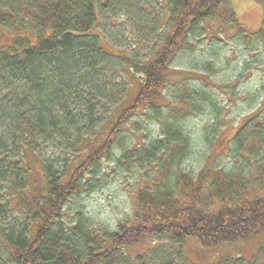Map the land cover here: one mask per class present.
<instances>
[{"label": "trees", "instance_id": "16d2710c", "mask_svg": "<svg viewBox=\"0 0 264 264\" xmlns=\"http://www.w3.org/2000/svg\"><path fill=\"white\" fill-rule=\"evenodd\" d=\"M137 1L114 3L127 17L138 14L137 21L152 20L144 12L147 7L151 11L152 4L143 3L142 10ZM252 1L264 7V0ZM97 3L0 0V28L17 35L0 50V221L6 223L0 228V264H185L179 246L189 239L211 249L264 234L263 118L249 117L236 131L230 149L237 160L235 169L225 172L207 161L194 171L185 166L188 140L173 122L187 117L188 110L197 115L200 106L187 104L186 89L179 91L185 98L181 106H171L164 97L173 82L172 58L182 48L193 49L194 45L187 47L186 37L212 24L222 32L225 15L234 19L227 8L230 0H167L171 29L156 58L135 65L139 78L132 103L119 112L99 146L76 149L85 140L81 132L91 131L102 110L107 113L103 99L109 96L100 92L101 87L91 91L92 80L81 76L89 71L101 77L107 66L108 55L92 31ZM262 24L264 28V20ZM151 26L157 30L153 20ZM120 96L111 94L109 100L119 102ZM199 100L204 103L205 96ZM216 103L211 107L218 114ZM135 117L161 122V137L122 150L121 162L127 167L122 166L136 170L140 182L133 216L109 231L107 224L86 219L81 206L70 203L103 185L105 177L97 170L110 153L113 157L115 144L122 147L120 134ZM218 129L212 127L215 133ZM55 143L65 146L66 165H59L58 154L54 157ZM25 153L32 162L36 156L40 180L30 174ZM152 172H160L159 179L149 178ZM179 194L185 195L186 203L177 199ZM10 203L15 206L11 210ZM149 244L153 247L133 251ZM262 245L252 260L222 258L214 264H263Z\"/></svg>", "mask_w": 264, "mask_h": 264}, {"label": "rangeland", "instance_id": "374dc122", "mask_svg": "<svg viewBox=\"0 0 264 264\" xmlns=\"http://www.w3.org/2000/svg\"><path fill=\"white\" fill-rule=\"evenodd\" d=\"M114 1L98 0L97 22L92 28L93 33L98 34L103 52L108 55L106 69L101 70L103 76L100 77L97 74L94 77L86 70L85 75L81 76L84 79L89 77L92 80L94 86L91 91L101 87L100 92H104L109 98L111 94L115 97L119 94L121 99L119 102L110 101L109 98L108 100L103 99L105 101L103 104L107 106V113L102 110V113L94 118L91 131L81 132L85 140L76 149L82 147L87 149L89 145L99 146L113 123L119 118V112L128 108L136 95L139 76L136 73L135 65L138 66L139 63L146 65L149 59L156 58L155 53H159L162 42L171 29L167 13V0L137 1V8H142V10L145 5L143 3L152 4V10L149 11L150 7H147L144 12L154 21L156 31L151 28V19L148 21L143 17L144 19L137 21L138 14L127 17L126 13L117 9V4ZM133 4L135 5V2ZM227 8L234 14V19L232 16L225 15L227 20L221 24L222 32H219L218 28L212 24L205 29L199 26L197 30L186 37L189 39L187 47L194 45L193 51L182 48L172 58L173 61L169 66V71H171L169 78L173 79V82L167 85L164 90L165 101L171 106L172 104L181 106L185 99L184 97L181 99L179 91L182 89H186V93H188L187 104L196 103L200 106V112H197V115H193L188 110L187 117L183 120L180 119L177 123L173 122L182 130L183 137L188 140V157L185 166H190V169L194 171L207 161L213 167L223 169L225 172L235 169L237 160L230 149L233 147L231 141L236 131L249 117L258 115L264 120V28L262 24L264 7L252 0H230V6ZM138 12L142 13L141 10ZM235 19L241 25L243 32H239L238 26L234 22ZM14 36L17 37L12 29L0 28V50L5 45H9ZM180 80H184V82L178 84L177 82ZM57 84L62 86L64 83L57 82ZM122 88L123 92H121ZM198 96H205L204 103L200 102L202 100H199ZM211 100L217 102L218 114L215 109H212ZM70 109L74 113L73 108ZM185 109L183 107V110ZM127 126L128 130L120 134L119 144L122 147L115 144L113 150L110 151L113 152V157L110 153L109 160L102 161L97 170V172L100 171V177L102 175L105 177L103 185L91 189L86 197L81 195L77 198L78 200L70 203L71 206L80 205L86 219H91L102 225L103 223L107 224L109 231L113 230L119 222H124L125 219H130L133 216L134 196L135 193H138L136 189L140 182L137 179L136 170L125 168L127 167L125 162H121L122 150L143 147L161 137V122L155 121L153 118L148 121L144 117H135ZM215 126L220 128L216 133V130L212 131V127ZM1 134L2 132H0ZM56 137L54 138L56 139ZM56 140L58 143L61 141ZM5 143L9 145L6 139ZM64 148L65 146L57 143L52 148L54 157L58 154L59 165H66L64 154L66 149ZM26 154L23 159L30 167V174H33V179L40 180V173L37 166L34 165V160L37 161L36 156L33 157L32 162ZM86 154L87 152H85ZM96 154L94 153V156ZM54 157L51 156L52 166L55 165ZM120 164L125 167H121ZM150 177L159 179L160 172L158 176L156 172H152L149 174ZM140 180L142 181L143 177ZM177 199L186 203L184 194H179ZM8 207L13 209L15 206L10 203ZM2 227H6V223L0 221V228ZM261 244H264V234L232 243V245L224 244L211 249L202 247L193 239L185 241L179 247L186 257L185 264H214L222 258L252 260L257 256ZM151 247L153 245L149 244L144 248L136 247L133 251L135 253L143 252ZM260 259L264 264V255L260 256Z\"/></svg>", "mask_w": 264, "mask_h": 264}]
</instances>
